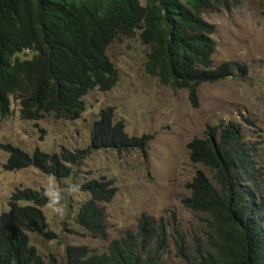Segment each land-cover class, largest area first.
Listing matches in <instances>:
<instances>
[{"label": "trees", "instance_id": "obj_1", "mask_svg": "<svg viewBox=\"0 0 264 264\" xmlns=\"http://www.w3.org/2000/svg\"><path fill=\"white\" fill-rule=\"evenodd\" d=\"M242 0H0V115L20 104L23 119L40 120L48 114L78 119L85 111L84 97L93 89L111 90L120 80L108 48L122 36L139 35L149 47L147 72L163 84L189 91L199 103V89L237 75L229 62L216 64V24L204 12L231 9ZM31 50V57L21 53ZM19 54V55H18ZM247 75L249 68L237 64ZM114 107L102 109L92 130V144L73 152L33 154L12 144L5 168L15 171L30 166L69 177L92 149L145 145L148 136L130 137ZM241 123L211 128L205 137L189 143L190 158L203 164L188 183L184 204L207 216L203 242L184 250L186 237L174 217V234L164 217L144 213L138 231H127L113 240L107 252L87 244H70L61 263L48 262L32 243V234L58 238L49 229L43 209L50 198L45 189H17L10 210L0 215V264H166L169 238L188 264H264V174L256 148L247 141ZM114 179L101 177L83 189L91 193L80 207L77 221L95 237L107 239L105 202L118 192ZM27 202V203H24Z\"/></svg>", "mask_w": 264, "mask_h": 264}, {"label": "rangeland", "instance_id": "obj_2", "mask_svg": "<svg viewBox=\"0 0 264 264\" xmlns=\"http://www.w3.org/2000/svg\"><path fill=\"white\" fill-rule=\"evenodd\" d=\"M204 16L216 24V63H231L237 75L202 84L198 105L191 101L188 90L163 84L147 72L149 47L135 35L119 37L109 46L120 80L109 91L91 90L84 97L86 109L80 118L48 114L40 120L23 119L16 102L10 116L2 119L0 115V215L10 210L17 189H45L50 201L43 209L49 229L58 238L33 233L32 243L48 262L53 258L61 263L70 244H87L96 252H107L113 240L129 230L138 231L144 213L157 221L164 217L173 234L176 216L178 229L186 237L184 250L191 256L195 240L203 242L207 216L187 207L183 200L191 193L188 183L198 169L211 173L203 164L191 161L189 143L195 137H205L211 128L241 123L264 174V0H242L231 9L205 11ZM21 56L31 57L32 51ZM238 63L248 66L247 75L238 72ZM110 106L115 108L116 120L124 121L130 137L148 136L145 145L129 146L121 152L92 149L65 178L35 166L15 171L5 168L10 155L5 144L31 154L37 147L51 154L61 153L63 148L73 152L88 148L95 121L102 109ZM103 176L114 179L118 188L106 203L107 239L93 236L76 220L80 206L91 198L83 186ZM174 239L169 238L166 264H188Z\"/></svg>", "mask_w": 264, "mask_h": 264}, {"label": "clouds", "instance_id": "obj_3", "mask_svg": "<svg viewBox=\"0 0 264 264\" xmlns=\"http://www.w3.org/2000/svg\"><path fill=\"white\" fill-rule=\"evenodd\" d=\"M216 54V53H215ZM214 59H215V55H214ZM216 62V61H215ZM216 64H218V63H216ZM200 90V89H199ZM86 149V148H85ZM110 202V201H109ZM106 203H108V202H105L104 204L106 205ZM81 207V206H80ZM107 207V206H106ZM79 212V211H78ZM107 212H108V210H107ZM78 214V213H77ZM77 220V219H76ZM78 222V221H77Z\"/></svg>", "mask_w": 264, "mask_h": 264}]
</instances>
